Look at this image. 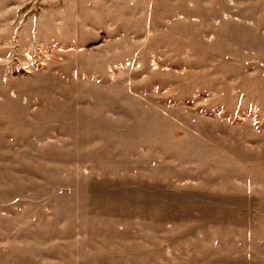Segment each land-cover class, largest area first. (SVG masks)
I'll list each match as a JSON object with an SVG mask.
<instances>
[{
  "label": "rangeland",
  "instance_id": "rangeland-1",
  "mask_svg": "<svg viewBox=\"0 0 264 264\" xmlns=\"http://www.w3.org/2000/svg\"><path fill=\"white\" fill-rule=\"evenodd\" d=\"M0 264H264V0H0Z\"/></svg>",
  "mask_w": 264,
  "mask_h": 264
}]
</instances>
